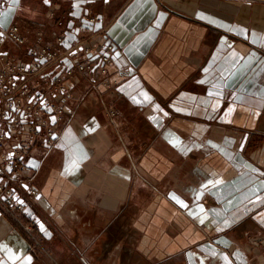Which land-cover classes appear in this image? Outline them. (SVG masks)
Masks as SVG:
<instances>
[{"label":"crops","instance_id":"1","mask_svg":"<svg viewBox=\"0 0 264 264\" xmlns=\"http://www.w3.org/2000/svg\"><path fill=\"white\" fill-rule=\"evenodd\" d=\"M14 21L16 61L64 33L30 86L114 51L111 85L67 79L54 147L27 157L51 255L0 208V264H264V0H0Z\"/></svg>","mask_w":264,"mask_h":264},{"label":"built area","instance_id":"2","mask_svg":"<svg viewBox=\"0 0 264 264\" xmlns=\"http://www.w3.org/2000/svg\"><path fill=\"white\" fill-rule=\"evenodd\" d=\"M54 36L56 43L31 47L30 61H16L3 52L4 44L13 41L23 46L28 40L18 21L0 26V208L28 232L35 254L48 255L51 253L38 233V218L27 216V208L34 205L39 195L32 178L35 166L27 157L37 144L45 145L47 150L54 147L57 124L65 118L64 103L70 96L67 79L111 85L109 67L113 64L114 51L113 43L105 44L90 59L82 58V53L76 51L70 66L59 68L52 77L43 75L41 84L23 83L22 79L38 75L47 63L67 55L58 45L64 33L54 31Z\"/></svg>","mask_w":264,"mask_h":264},{"label":"bare ground","instance_id":"3","mask_svg":"<svg viewBox=\"0 0 264 264\" xmlns=\"http://www.w3.org/2000/svg\"><path fill=\"white\" fill-rule=\"evenodd\" d=\"M262 130H264V125H263V127L261 128ZM124 216V215H123ZM127 216V215H126ZM121 218V217H120ZM129 218V217H128ZM128 221V220H127ZM122 222V221H121ZM126 223V222H125ZM122 224V223H121ZM128 224H129V222H128ZM124 226V225H123ZM244 226H245V224H244ZM129 227V226H128ZM126 228V227H125ZM129 229V228H128ZM130 230V229H129ZM129 233V232H128ZM129 236V235H128ZM132 237V236H131ZM134 239H135V237H134ZM131 249H132V247H131ZM127 253V252H126ZM125 253V254H126ZM129 254H132V252L131 251H129L128 252V254L127 255H129ZM134 254V253H133ZM165 264H166V262H165Z\"/></svg>","mask_w":264,"mask_h":264},{"label":"snow or ice","instance_id":"4","mask_svg":"<svg viewBox=\"0 0 264 264\" xmlns=\"http://www.w3.org/2000/svg\"><path fill=\"white\" fill-rule=\"evenodd\" d=\"M45 2H47V0H45Z\"/></svg>","mask_w":264,"mask_h":264}]
</instances>
